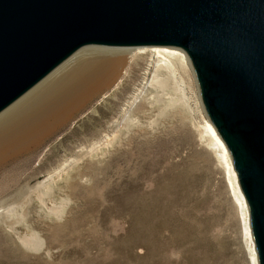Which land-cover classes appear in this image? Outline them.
I'll list each match as a JSON object with an SVG mask.
<instances>
[{
	"label": "rangeland",
	"instance_id": "obj_1",
	"mask_svg": "<svg viewBox=\"0 0 264 264\" xmlns=\"http://www.w3.org/2000/svg\"><path fill=\"white\" fill-rule=\"evenodd\" d=\"M150 56L133 49L109 87L0 164V264H252L241 205L204 135L212 122L193 67L178 66L192 109L160 114L141 101L139 124L115 122ZM106 132L107 145L40 184Z\"/></svg>",
	"mask_w": 264,
	"mask_h": 264
},
{
	"label": "water",
	"instance_id": "obj_2",
	"mask_svg": "<svg viewBox=\"0 0 264 264\" xmlns=\"http://www.w3.org/2000/svg\"><path fill=\"white\" fill-rule=\"evenodd\" d=\"M86 45L187 52L264 264V0H0V112Z\"/></svg>",
	"mask_w": 264,
	"mask_h": 264
},
{
	"label": "bare ground",
	"instance_id": "obj_3",
	"mask_svg": "<svg viewBox=\"0 0 264 264\" xmlns=\"http://www.w3.org/2000/svg\"><path fill=\"white\" fill-rule=\"evenodd\" d=\"M133 49H140L142 52L148 50L151 56L141 80L122 105L115 122L120 125L139 124L134 108L141 101H145L151 110L158 106L160 114L170 107L174 108L178 103L191 108L193 93H190L187 84L189 81L186 82L178 67L185 69L189 68V65L193 67L184 49L165 45L140 47L86 45L76 50L0 112V164L37 146L47 134L69 120L90 98L109 87L119 75L120 68L129 59V53ZM86 56L88 57L85 58ZM202 128L204 135L209 138L208 142L225 166L229 182H232V191L234 189V196L241 205L244 217V232L250 248V258L252 264H259L249 206L240 187L231 153L212 123L206 120ZM110 138V133H104L85 151L76 153L55 167L40 184H45L56 176L60 177L68 171L72 162L92 150L101 148L102 145H107ZM3 190L0 188V192ZM35 243L34 245L38 242Z\"/></svg>",
	"mask_w": 264,
	"mask_h": 264
}]
</instances>
